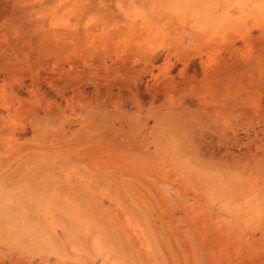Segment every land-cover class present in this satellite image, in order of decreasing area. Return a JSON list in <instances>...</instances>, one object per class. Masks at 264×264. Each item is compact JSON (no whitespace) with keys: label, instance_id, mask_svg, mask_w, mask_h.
Segmentation results:
<instances>
[{"label":"rangeland","instance_id":"374dc122","mask_svg":"<svg viewBox=\"0 0 264 264\" xmlns=\"http://www.w3.org/2000/svg\"><path fill=\"white\" fill-rule=\"evenodd\" d=\"M0 264H264V0H0Z\"/></svg>","mask_w":264,"mask_h":264}]
</instances>
